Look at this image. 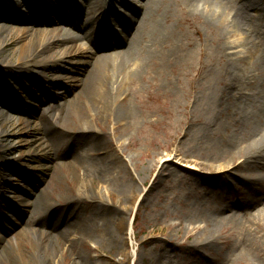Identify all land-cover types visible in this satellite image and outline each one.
<instances>
[{
  "label": "rangeland",
  "instance_id": "rangeland-1",
  "mask_svg": "<svg viewBox=\"0 0 264 264\" xmlns=\"http://www.w3.org/2000/svg\"><path fill=\"white\" fill-rule=\"evenodd\" d=\"M104 1L110 6L104 15L93 17L98 20L96 26H110L112 34L121 37V29L114 24L122 21V12L137 7L141 0ZM209 1L229 17L234 8L241 16L239 30L229 29L224 40L201 11L192 10L193 0H155L138 40L150 52L147 66L127 87L126 100L120 101L128 108L121 122L81 104L61 126L55 122L60 111L53 109L58 103L54 100L66 92L67 98L60 103L75 102L73 87L84 67L76 62L85 63L87 53L75 52L74 63H60L71 68L72 74L46 68L40 75L5 71L0 76L13 90L9 98L17 106L12 112L0 105V264H12L5 252L10 245H19L23 230L35 238L39 236L35 231L57 225L54 232L59 233L66 228L69 215L73 224L61 245L66 253L60 264H80L73 261L76 252L90 254L97 264H264V233L241 216L214 227L209 240L201 235L204 221L217 217L222 207L232 203L231 214L241 215L251 212L245 205L248 201L264 199L263 189L246 178L240 176L228 185L226 172L199 169L192 163L215 166L225 159L220 126L227 118L233 121L230 103L238 96L234 90L222 96L227 78L219 68L232 59L234 67L243 72L244 84L257 88L264 79V10L254 7L264 8V0ZM55 2L32 1L33 8L48 9L42 12L36 31L50 35L62 10L73 16L82 12L77 19L87 20L91 0H61L50 11ZM10 9L24 12L18 4ZM111 12L115 16L107 18ZM77 19L73 17L75 27H64L79 41L83 32ZM223 44L228 47L225 53L220 49ZM58 51L53 50L49 58L56 60ZM39 76L45 82L41 80V93L36 88ZM42 94L48 99L37 105L36 98ZM43 117L53 121V128ZM86 142H91L89 148L99 158L120 156L122 162L114 165L110 177L84 182L77 178L83 172ZM74 162L78 168L72 166ZM126 184L136 188L133 195L120 194V186ZM49 204L52 208L48 209ZM120 215L125 222L122 228ZM107 227L119 237L120 252L107 247L91 250L96 238L107 242ZM253 237L256 244L248 253L245 250Z\"/></svg>",
  "mask_w": 264,
  "mask_h": 264
},
{
  "label": "bare ground",
  "instance_id": "bare-ground-1",
  "mask_svg": "<svg viewBox=\"0 0 264 264\" xmlns=\"http://www.w3.org/2000/svg\"><path fill=\"white\" fill-rule=\"evenodd\" d=\"M32 1L0 0V76L5 71L9 72L10 75L20 72L25 73V75L33 72L40 75V73L46 72V68L64 70L65 74H72L73 70L71 68L60 66V63L63 61L74 63L75 61L71 60L75 57V52L87 53L85 63L76 62L83 64L84 67L79 73L82 76L81 79L75 82L73 87V90L77 92L74 95V98H76L75 102L70 104L66 102L60 103L67 98L68 93L66 95V92L60 93L54 100L58 103L53 106V109H59L60 111L56 116V124L61 126V123L72 116L73 111L79 110L77 108L80 104L86 105L88 111H97V113L105 116L107 113V117L109 115L113 116L116 122L124 120V111H128V108H126L127 105H122L120 101L124 99L123 97H126V89L134 82L136 75L144 73L147 66L150 52L143 49L138 44V40L143 37L148 18L156 3L155 0H141L137 7L133 5L135 8L122 12V21L114 24V27L122 30H119L121 37H116L112 34L110 26L105 25L102 28L96 26L98 20H94L93 17L104 15L110 6L104 0H91L86 10L88 18L83 23L77 18H80V15L82 16L84 13L78 14L76 12L77 14L73 16L71 15L72 12L67 14L62 10L59 24L50 35L36 31L37 25L42 22V12L47 13L48 9L46 11L37 10L35 6L33 8ZM112 1L109 0V2ZM58 2H61V0H56V5L51 4L49 10L51 11L52 8L56 9L60 5ZM16 4L22 6L24 12L18 11L17 13V11L14 12L10 9V5ZM191 7L192 10L201 11L206 21H209L210 25L218 29L221 40H224L229 35V29L239 30L241 16L236 8H234L231 17H229L209 0H193ZM254 7L258 10H264L259 4H254ZM26 15H29V17H26ZM72 16L76 17L78 20L77 26L82 29V41H77L69 29L64 27L65 25H69L71 28L75 27ZM109 16L114 17V12L107 15V18ZM26 25L28 26L23 27ZM14 26L19 28H14ZM55 49L60 51L54 55L56 60H51L49 54ZM220 49L225 53L228 47L223 44ZM98 51L101 52L98 53ZM221 59H224V57H221ZM226 65L218 70L220 74L222 73L227 78V83L222 89V96L225 95L226 91L233 92L234 90L236 91L234 94H237L238 98L230 103V107L232 106L233 109V111H230V117L233 121L229 123L227 118L226 121L223 120L220 126L223 132L220 133L219 138L222 141V151L225 159L220 160L215 166L214 164L205 165L198 161H192V163L199 169L226 172L227 175L224 182L228 185L241 176L264 191V79L257 88H254L252 84L248 86L242 81V70L234 67L232 59H229ZM39 78L36 88L41 93L44 89L41 80L44 82V78L42 76H39ZM64 88L63 90H65ZM0 92V105L9 111L15 112L17 106L9 98L13 94V90L8 85H4L1 77ZM42 95L41 98H36L37 105L47 101V94ZM223 112L225 114L229 113V111ZM42 119L49 128H53L51 119L45 117ZM18 121L22 122L20 119ZM19 126L21 127V125ZM86 145L88 146L86 158L82 160L85 166L81 163L83 172L77 174V178L84 182L86 180L110 177L114 171V165L121 161V159H118L120 156L118 155L115 160L104 157L99 158L94 154V150L89 148L91 142H86ZM75 165L78 168L74 162L72 166L75 167ZM116 172L121 174V172ZM240 173H243V175H240ZM112 183L109 182V184ZM105 189L107 190V186ZM135 189L133 185L126 184L120 186L119 192L122 195H127L128 193L133 195ZM107 194L110 195L108 191ZM220 203L222 202L220 201ZM245 205L252 209L251 212L243 211L241 215L236 213L232 215L234 205L231 203L222 207L220 213L216 215L217 217L206 219L204 221L205 228L201 231V235L205 237L204 240L211 238L214 227L221 225L224 221L235 220L239 216H241L242 220L256 223L259 232L264 233V199L254 198ZM239 207L244 208L242 205ZM49 208H52L50 204L48 205ZM119 212L123 213L122 208ZM98 216L100 214L97 212L96 217ZM70 217L71 215L68 216V220L71 219ZM102 219L108 225L109 221L105 218ZM68 220L64 222L66 228L59 233L54 232L55 230L57 231V225H53L54 228L48 231H35L34 233H39V236L34 234L35 238L31 237L29 231L23 230L20 238H24L20 240L19 245H10L6 249L5 254L8 255L10 262L12 264H60L66 253L61 245L68 240L69 229L73 224ZM209 222L211 227H208ZM124 224L123 217L120 215L119 228H122ZM49 236L50 238L46 240ZM105 236L107 242L96 238L94 243L92 242L91 250L107 247L111 251L117 250L120 252L118 246L119 237L114 234L111 228L107 227L105 229ZM44 240L46 241L45 244ZM255 242L256 237L251 238L245 251L252 253ZM204 248H209V245L204 243ZM67 250H70V248ZM74 256V262L77 260L78 262L80 261V264H97L90 254L86 255L76 252ZM121 263L119 262V264Z\"/></svg>",
  "mask_w": 264,
  "mask_h": 264
}]
</instances>
